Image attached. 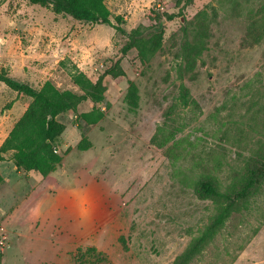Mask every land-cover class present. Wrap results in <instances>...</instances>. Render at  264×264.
<instances>
[{
    "label": "rangeland",
    "instance_id": "obj_1",
    "mask_svg": "<svg viewBox=\"0 0 264 264\" xmlns=\"http://www.w3.org/2000/svg\"><path fill=\"white\" fill-rule=\"evenodd\" d=\"M131 1L106 4L128 33L163 32L162 50L145 64L135 49L122 55L128 38L114 26L77 22L28 0H0V76L77 91V71L93 82L116 61L122 71L103 79L100 122L80 118L91 102L58 117L66 126L63 159L47 179L56 183L53 196L71 195L55 201L62 246L42 264H180L226 205L224 197L201 193L209 175L200 165L209 163L220 192L233 195L249 149L264 139V30L259 42L249 32L254 24L264 29V0H146L136 13ZM202 11L210 36L194 58L187 49ZM131 82L139 90L136 110L125 100ZM28 103L0 80V145ZM83 140L91 148L81 150ZM19 187L0 185V222L29 191L19 194ZM187 264H264V184Z\"/></svg>",
    "mask_w": 264,
    "mask_h": 264
},
{
    "label": "trees",
    "instance_id": "obj_2",
    "mask_svg": "<svg viewBox=\"0 0 264 264\" xmlns=\"http://www.w3.org/2000/svg\"><path fill=\"white\" fill-rule=\"evenodd\" d=\"M28 1L32 5L51 8L56 15L70 17L77 22L114 26L119 34L128 38L129 43L122 49V55L124 56L128 51L135 49L141 64L149 62L154 55L162 50L163 32H148L145 36L139 27L128 33L122 26V17L112 14L106 4L107 0ZM255 26L256 24L249 29V32L253 40L259 42L263 38L264 29ZM209 36V13L202 11L192 22V42H190L192 47L187 49L189 55L192 53L194 58L200 57L207 50ZM187 61L190 66H193L192 57L191 59L187 58ZM120 73H122L120 61H116L96 82L91 81L84 73L77 71L72 75L77 91L61 90L51 81H46L42 87L36 88L29 83L1 75L0 80L9 89L27 96L29 103L24 114L14 124L0 146V163L9 161L16 166L18 172L23 174H37L41 177L50 175L63 159L59 147L66 126L58 120V117L70 111L75 112L82 103L91 102L94 104L93 110L80 114V118L89 125L100 122L105 117V113L96 106L104 103L106 99L107 89L103 79L105 76H116ZM138 92L137 85L131 82L125 97L130 110H136L138 106L140 98ZM79 148L87 150L91 148V143L83 140L79 144ZM207 165L209 163L201 164L199 167L202 173L209 175L201 183L200 191L206 198L224 197L226 205L215 217L206 233L198 238L181 257L180 264H187L191 258L200 254L214 234L223 227L231 212L242 208L247 209L250 199L260 192L264 184V139L258 141L253 149H249V155L237 173L242 180V186L233 195L220 192V183L210 176L211 171ZM3 182L4 178L0 173V185Z\"/></svg>",
    "mask_w": 264,
    "mask_h": 264
},
{
    "label": "crops",
    "instance_id": "obj_3",
    "mask_svg": "<svg viewBox=\"0 0 264 264\" xmlns=\"http://www.w3.org/2000/svg\"><path fill=\"white\" fill-rule=\"evenodd\" d=\"M146 0H132L131 8L133 12H140V7ZM1 146V145H0ZM10 163L12 167L8 169L16 173V177H7L3 169V164ZM3 168V169H2ZM13 168V169H11ZM17 168L9 161L0 163V173L4 182L11 181L17 183L20 187L19 194L22 191L29 190L25 198L13 209L9 216L0 222L9 233V246L4 250L0 264H42L52 263L57 258L62 243L56 241L59 234L56 221L60 212L56 200L60 198L66 200L68 195L53 196L56 183L52 178L41 177L37 174L17 175ZM52 174V173H51ZM26 175V177H25ZM18 179V181H16ZM57 227V228H56Z\"/></svg>",
    "mask_w": 264,
    "mask_h": 264
},
{
    "label": "built area",
    "instance_id": "obj_4",
    "mask_svg": "<svg viewBox=\"0 0 264 264\" xmlns=\"http://www.w3.org/2000/svg\"><path fill=\"white\" fill-rule=\"evenodd\" d=\"M162 11H164V8L162 5H159ZM9 246V238L7 234V229L0 224V250H5Z\"/></svg>",
    "mask_w": 264,
    "mask_h": 264
}]
</instances>
